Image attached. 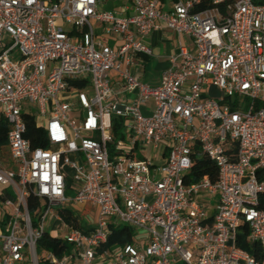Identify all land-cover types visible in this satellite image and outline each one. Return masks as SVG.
Returning <instances> with one entry per match:
<instances>
[{
	"label": "built area",
	"instance_id": "2783aa9c",
	"mask_svg": "<svg viewBox=\"0 0 264 264\" xmlns=\"http://www.w3.org/2000/svg\"><path fill=\"white\" fill-rule=\"evenodd\" d=\"M130 2L121 17L99 0H0V120L16 165L0 163V264H264V0ZM163 29L178 46L152 86L135 56ZM23 115L47 149H31ZM203 156L214 182L190 177ZM69 205L96 216L85 225ZM121 225L131 243L106 247ZM44 236L67 249L38 253Z\"/></svg>",
	"mask_w": 264,
	"mask_h": 264
},
{
	"label": "trees",
	"instance_id": "16d2710c",
	"mask_svg": "<svg viewBox=\"0 0 264 264\" xmlns=\"http://www.w3.org/2000/svg\"><path fill=\"white\" fill-rule=\"evenodd\" d=\"M77 85V84H75ZM23 120L26 126L24 138L27 139L30 143L31 149L41 148L47 149L48 144L45 139L44 131L36 126L35 119L31 115H23ZM113 122V133L114 135H118V131L120 129V119L114 117L112 119ZM8 131V125L5 121L0 120V156L1 153L5 150L7 152V141L6 135ZM190 177L193 180H199L204 177L209 178L211 181H215L217 178V168L215 164L210 161L206 157H200L199 159H195L190 172ZM36 200L33 198H29L27 201V208L31 213L36 207ZM66 220L70 222V214H66ZM133 231L125 226H117L112 229L110 235L108 236L106 247L110 248L117 245H125L129 244L132 241ZM238 247L249 253L253 257H257L258 251L254 245L247 244L245 242L244 235H238L237 240ZM67 249L66 244H62L56 240H52L46 236L42 237L36 244V250L38 253L42 251L53 252L56 256L60 257L62 252ZM44 264V263H39Z\"/></svg>",
	"mask_w": 264,
	"mask_h": 264
},
{
	"label": "crops",
	"instance_id": "0c3cea01",
	"mask_svg": "<svg viewBox=\"0 0 264 264\" xmlns=\"http://www.w3.org/2000/svg\"><path fill=\"white\" fill-rule=\"evenodd\" d=\"M159 2L163 9H167L171 0H159ZM99 7L102 10L114 11L121 17H127L133 11L130 0H112L110 9H107L106 0H99ZM94 26L96 29L100 28L97 24H94ZM100 38L109 45L113 44L111 38L103 35ZM177 41L176 35L166 29L152 32L145 38L144 42L150 48L152 54L151 56H135V62L138 66L133 72L139 80L149 85L158 83L161 73L169 66L168 57L176 51ZM112 77L116 80L114 74H112Z\"/></svg>",
	"mask_w": 264,
	"mask_h": 264
},
{
	"label": "rangeland",
	"instance_id": "374dc122",
	"mask_svg": "<svg viewBox=\"0 0 264 264\" xmlns=\"http://www.w3.org/2000/svg\"><path fill=\"white\" fill-rule=\"evenodd\" d=\"M107 1V9H110L111 4H112V0H106ZM112 45V44H111ZM16 54H18L16 52ZM152 86H156V84H151ZM24 105L26 106V110H28L29 108L32 110V112H37V107L35 105L33 106H28L27 103H24ZM144 115H147L146 113H144ZM40 123H44V121H40ZM143 155L141 152L137 151L136 152V159H141L143 158ZM0 163L4 166H6L8 169H11L13 171L16 170V165L13 161V159L10 157L9 155V151L7 150V152L4 150L1 153L0 156ZM69 176L72 175L71 171L67 172ZM75 195V192L73 190L68 189L66 192V197L67 198H73ZM71 210L76 211L79 214L80 219L82 220V222L87 225L88 223V218H95L96 216V211L93 207H90L89 205L87 206H83V205H69ZM58 207L56 206L55 209H57ZM90 225V224H88ZM67 230L64 227H58L57 229L55 228V230L50 232V236L51 237H56L58 235L60 236H64L66 235ZM137 234V233H136Z\"/></svg>",
	"mask_w": 264,
	"mask_h": 264
}]
</instances>
